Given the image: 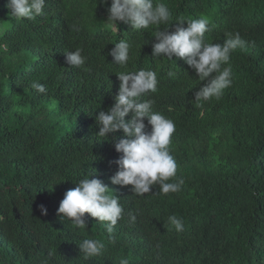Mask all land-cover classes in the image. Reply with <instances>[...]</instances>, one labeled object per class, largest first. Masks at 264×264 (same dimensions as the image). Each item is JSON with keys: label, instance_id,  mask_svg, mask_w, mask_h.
<instances>
[{"label": "trees", "instance_id": "obj_1", "mask_svg": "<svg viewBox=\"0 0 264 264\" xmlns=\"http://www.w3.org/2000/svg\"><path fill=\"white\" fill-rule=\"evenodd\" d=\"M6 3L0 0V264H264V0H153L172 13L170 31L181 18L206 17V43L223 44L226 33L245 41L230 56L231 86L219 100L199 103L195 93L206 81L182 59L152 56L154 32L166 25L114 29L110 0H45L35 20L10 17ZM122 39L131 45L127 71L157 74V92L141 100L175 124L169 152L184 180L179 192L164 195L157 184L138 196L110 182L120 156L112 135L123 133L98 137L95 118L118 94L116 73L125 69L108 53ZM77 48L83 67L66 63L65 53ZM91 173L123 206L112 233L96 218L77 229L57 216L64 194ZM171 215L182 219V232ZM85 238L103 242L102 255L84 259L78 244Z\"/></svg>", "mask_w": 264, "mask_h": 264}, {"label": "clouds", "instance_id": "obj_2", "mask_svg": "<svg viewBox=\"0 0 264 264\" xmlns=\"http://www.w3.org/2000/svg\"><path fill=\"white\" fill-rule=\"evenodd\" d=\"M102 2L108 4L109 0ZM44 6L45 0H7L6 3L10 17L27 20L43 15ZM107 21L114 29H118L121 22L135 30L166 25L163 30L157 28L154 32L156 42L152 44V56L182 59L200 81H206L195 93L198 103L213 98L219 100L224 90L231 86V53L245 46L239 33H226L223 44L206 43L204 37L209 25L206 17L187 21L181 18L170 31L172 13L164 3L154 4L153 0H110ZM0 48L6 50V46L0 45ZM130 49V43L123 39L110 49L108 54L113 57V63L125 70L116 73L120 83L114 103L95 118L98 137L109 139L110 134L123 133L119 139L112 135L115 151L120 156L114 162L117 171L110 177V182L121 187L130 185L131 191L138 196L150 193L157 184L164 195L179 192L184 180L176 178L177 164L169 152L175 124L163 114L153 111L152 100H141V97L157 92V74L148 69L127 71ZM65 57L66 63L73 67H83L87 59L80 48L66 52ZM168 75L174 77L175 73L169 71ZM32 88L40 93L46 91L40 83H33ZM129 115L130 119L126 120ZM92 175L78 180L75 188L64 194L57 216L62 220L67 218L77 229L86 228L89 217L96 218L99 222H107L106 230L112 233L122 218L123 206L113 191L100 179L90 178ZM39 210L42 215H47L45 205H39ZM135 219L132 215L131 220L134 222ZM168 222L177 232L183 231L181 218L171 215ZM112 242L115 243L114 240ZM78 247L84 259H88L102 255L105 244L85 238ZM119 264H129V260L121 258Z\"/></svg>", "mask_w": 264, "mask_h": 264}]
</instances>
